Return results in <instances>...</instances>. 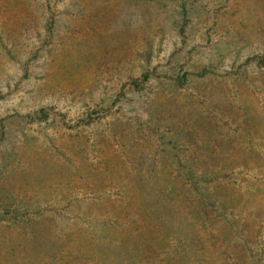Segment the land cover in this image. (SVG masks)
<instances>
[{"label": "rangeland", "instance_id": "rangeland-1", "mask_svg": "<svg viewBox=\"0 0 264 264\" xmlns=\"http://www.w3.org/2000/svg\"><path fill=\"white\" fill-rule=\"evenodd\" d=\"M0 264H264V0H0Z\"/></svg>", "mask_w": 264, "mask_h": 264}, {"label": "trees", "instance_id": "trees-1", "mask_svg": "<svg viewBox=\"0 0 264 264\" xmlns=\"http://www.w3.org/2000/svg\"><path fill=\"white\" fill-rule=\"evenodd\" d=\"M148 77H149V74L148 73L144 74V79H148ZM135 84L138 85L139 84V81H136L135 80ZM42 111H43L42 112L43 119H47L48 118L47 112L45 113L44 110H42Z\"/></svg>", "mask_w": 264, "mask_h": 264}]
</instances>
